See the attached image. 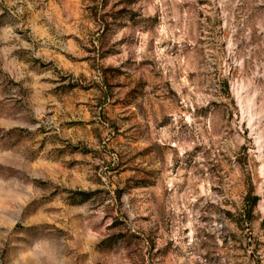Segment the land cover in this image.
Segmentation results:
<instances>
[{
  "label": "rangeland",
  "instance_id": "1",
  "mask_svg": "<svg viewBox=\"0 0 264 264\" xmlns=\"http://www.w3.org/2000/svg\"><path fill=\"white\" fill-rule=\"evenodd\" d=\"M0 264H264V0H0Z\"/></svg>",
  "mask_w": 264,
  "mask_h": 264
},
{
  "label": "trees",
  "instance_id": "2",
  "mask_svg": "<svg viewBox=\"0 0 264 264\" xmlns=\"http://www.w3.org/2000/svg\"><path fill=\"white\" fill-rule=\"evenodd\" d=\"M257 203H258V199L253 198L251 195H249L245 199V206H244L243 212L241 215H239L240 219H243V220L251 223L254 219L253 214H254V210L257 206Z\"/></svg>",
  "mask_w": 264,
  "mask_h": 264
}]
</instances>
